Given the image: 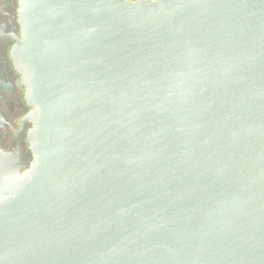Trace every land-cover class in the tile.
<instances>
[{
    "label": "water",
    "instance_id": "obj_1",
    "mask_svg": "<svg viewBox=\"0 0 264 264\" xmlns=\"http://www.w3.org/2000/svg\"><path fill=\"white\" fill-rule=\"evenodd\" d=\"M34 164L0 150V264H264V0H22Z\"/></svg>",
    "mask_w": 264,
    "mask_h": 264
},
{
    "label": "flooded vegetation",
    "instance_id": "obj_2",
    "mask_svg": "<svg viewBox=\"0 0 264 264\" xmlns=\"http://www.w3.org/2000/svg\"><path fill=\"white\" fill-rule=\"evenodd\" d=\"M135 2L137 0H126ZM22 0H0V150L16 158L22 173L34 164L30 134L33 107L19 71L14 51L23 36L20 22Z\"/></svg>",
    "mask_w": 264,
    "mask_h": 264
}]
</instances>
